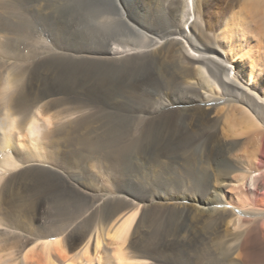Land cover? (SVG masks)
Listing matches in <instances>:
<instances>
[{
  "label": "bare ground",
  "instance_id": "1",
  "mask_svg": "<svg viewBox=\"0 0 264 264\" xmlns=\"http://www.w3.org/2000/svg\"><path fill=\"white\" fill-rule=\"evenodd\" d=\"M66 259L264 264V0H0V264Z\"/></svg>",
  "mask_w": 264,
  "mask_h": 264
},
{
  "label": "rangeland",
  "instance_id": "2",
  "mask_svg": "<svg viewBox=\"0 0 264 264\" xmlns=\"http://www.w3.org/2000/svg\"><path fill=\"white\" fill-rule=\"evenodd\" d=\"M35 28H37V27H34V29H33V31L34 30H36ZM38 29V28H37ZM160 29V27L159 28H157V30H159ZM39 31V30H38ZM37 35H39L38 34V32H36V31H34ZM34 33V35L32 34V37H31V39L35 36V37H38V36H36V34ZM31 36V35H30ZM17 37V36H16ZM43 37V36H42ZM27 38V39H26ZM25 39H24V37L23 38H19V37H17L16 39H15V36L13 35V39H14V43H17V40H18V45L17 44H15L16 45V47L18 46V48H20L21 47V49L23 48V47H25V45H27V44H31L32 43V41L30 40V37H26ZM33 39H35V38H33ZM32 39V40H33ZM38 40H39V38H37ZM25 40V41H24ZM29 40V41H28ZM34 41H36V39L34 40ZM33 41V42H34ZM23 42H27L26 44L25 43H23ZM31 42V43H30ZM34 43H36V45L38 44L37 43V41L36 42H34ZM23 44H25V45H23ZM159 47H155L154 49H153V51L154 50H156V49H158ZM25 49H26V51H27V48H24V51H25ZM165 89V90H164ZM164 89H162V91H160L159 93H156V95H154V97H153V99L152 100H154V101H158V102H160V100H162V99H165V98H167L168 100H172L171 99V93L166 89V88H164ZM166 91V92H165ZM159 94H161V95H159ZM156 98V99H155ZM247 146V145H246ZM247 148V147H246ZM245 148V149H246ZM245 152V153H244ZM238 154H241L242 156L241 157H237V158H235V159H237L236 161L238 162V163H241V164H245V162L248 160V158H247V153H246V151H240V153H238ZM246 154V155H245ZM96 165V164H95ZM95 165H93V167L91 166V168H92V170L91 171H93V173L94 174H97L96 176H99L100 174L99 173H96V172H99V169H98V167H97V165L95 166ZM96 169V170H95ZM236 174H238V172H234V173H232V176H235ZM215 177V178H214ZM232 178V179H231ZM234 178L233 177H230V178H228V184H227V186H226V188L224 189V191H226V190H228V192H230V194L231 195H233V197L234 198H240V197H243L244 196V194H245V192H244V186L243 185H241L239 182H235L234 180H233ZM214 180H215V182H214ZM216 183V184H215ZM105 184H107L108 186H109V184L108 183H105ZM184 184H185V186L183 185L182 187H184L183 189L182 188H180L184 193H186V194H188V196L190 197V198H188V200L186 201V202H188L189 204L188 205H190V206H193L192 205V200H191V196L190 195H196L197 193H200V191H197V193H194V192H192L191 190H190V184L188 183V182H184ZM187 184H189L188 186H187ZM211 185H214V186H216L217 185V179H216V175H214L213 173H212V176H211ZM168 187V188H167ZM186 187H187V189H186ZM161 189H164L165 190V192H167L168 193V195H176L175 193H177V192H175V189H172L171 187H169V186H165L164 188H161ZM170 189V190H169ZM188 190V191H187ZM191 191V192H190ZM172 192V193H171ZM160 201L161 202H164V200H162V199H160ZM235 202V201H234ZM236 203V202H235ZM236 205H240L239 203H237ZM249 206V205H248ZM248 206H246V207H248ZM250 207V206H249ZM230 225H231V227H230V229L231 230H236L237 228L235 227V226H233L232 225V222L230 223ZM226 231L228 232L229 231V228H227L226 229ZM100 256L101 257H103V255L102 254H100ZM101 263H103V258H102V260H101ZM63 264H77V262H73V261H70L69 259H68V261H67V259L65 260V262L63 263Z\"/></svg>",
  "mask_w": 264,
  "mask_h": 264
}]
</instances>
